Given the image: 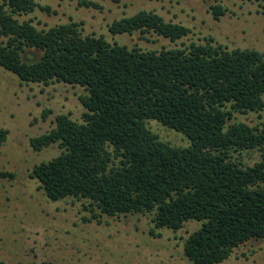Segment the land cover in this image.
I'll use <instances>...</instances> for the list:
<instances>
[{
    "label": "trees",
    "instance_id": "16d2710c",
    "mask_svg": "<svg viewBox=\"0 0 264 264\" xmlns=\"http://www.w3.org/2000/svg\"><path fill=\"white\" fill-rule=\"evenodd\" d=\"M37 9L52 12L36 0H0V67L25 83L87 91L80 96L83 123L58 115L54 129L31 139L37 152L52 145L62 151L32 171L48 199L85 200L92 214L86 221L151 214L156 238V230L178 232L198 222L184 244L191 264H222L240 246L264 239V122L235 121L237 113L264 111V54L229 50L213 38L161 51L129 48L85 35L79 22L39 29L24 19ZM212 11L216 20L226 14L221 5ZM109 31L172 42L191 34L152 11L115 21ZM150 121L192 145L164 142ZM8 135L0 129V146ZM245 151H259L261 161L243 164L236 154Z\"/></svg>",
    "mask_w": 264,
    "mask_h": 264
},
{
    "label": "rangeland",
    "instance_id": "374dc122",
    "mask_svg": "<svg viewBox=\"0 0 264 264\" xmlns=\"http://www.w3.org/2000/svg\"><path fill=\"white\" fill-rule=\"evenodd\" d=\"M49 6L51 13L37 9L24 17L39 29H49L71 21L83 24L85 35L105 36L114 44L129 48L161 51L183 44H205L213 38L215 45L229 50L251 49L264 54V2L250 0H87L100 8L80 5V0H36ZM221 5L226 14L216 20L212 6ZM141 11H152L165 21L182 24L191 34L178 42L157 34L112 35L110 26ZM85 88L63 82L46 86L25 83L0 67V129L9 135L0 146V264H191L184 255L185 240L201 227L189 222L174 232L156 230L153 215L131 214L92 218L85 211V200L67 198L53 202L32 178L34 166L61 154L58 145L37 152L31 139L56 127L58 115H69L83 123L86 109L80 96ZM46 114H48L46 116ZM46 116V117H45ZM236 122L252 127L264 122L260 113L235 114ZM150 129L173 146L188 148L190 139L157 121ZM240 161L254 166L261 161L259 151L236 154ZM222 264H264V239L253 240L237 248Z\"/></svg>",
    "mask_w": 264,
    "mask_h": 264
}]
</instances>
